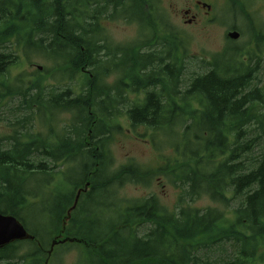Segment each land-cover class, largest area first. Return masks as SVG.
<instances>
[{
  "label": "trees",
  "instance_id": "16d2710c",
  "mask_svg": "<svg viewBox=\"0 0 264 264\" xmlns=\"http://www.w3.org/2000/svg\"><path fill=\"white\" fill-rule=\"evenodd\" d=\"M227 1L249 13L250 0ZM159 9V0H0V121L12 128L0 138V211L34 236L0 247V264H53L73 248L77 264H264V153L254 154L264 89L252 88L254 67L231 46L201 58L207 70L185 84V47L162 30ZM106 19L137 22L151 36L116 43ZM157 31L165 34L156 40ZM20 48L53 66L13 86L6 74ZM55 76L66 84H48ZM14 98L12 119L3 108ZM122 105L138 136L145 126L158 149L165 135L176 156L111 169ZM162 175L182 189L174 210L154 193L121 194ZM203 195L226 209L194 206Z\"/></svg>",
  "mask_w": 264,
  "mask_h": 264
},
{
  "label": "rangeland",
  "instance_id": "374dc122",
  "mask_svg": "<svg viewBox=\"0 0 264 264\" xmlns=\"http://www.w3.org/2000/svg\"><path fill=\"white\" fill-rule=\"evenodd\" d=\"M198 1L205 2L211 5L208 10L206 6H198ZM160 9L157 14L158 23L162 26V30L172 32L185 47L186 69L184 72V82L189 83V80L195 73H201L207 69L201 66V58L210 59L214 55L224 53L227 47H238L243 50L246 61H251L254 67L253 77L254 83L252 88L258 87L264 89V0H250L248 14L240 11L237 8H232L228 5L227 0H159ZM192 10L193 14H198L193 23H188L187 20L191 16H187L185 11ZM103 24L107 29V34L110 39L116 43L130 44L144 36H151V31L141 30L137 22H129L124 19L103 20ZM240 31L241 36L237 40H231L227 37V32L231 29ZM165 31H157L156 40L164 35ZM260 35V39L257 38ZM20 57L16 65H13L6 77L9 82L16 86L19 78H34L39 67L40 70L45 68L51 69L53 63L47 58L33 53L25 52L23 48L19 50ZM184 51V49H183ZM229 56L231 54L229 53ZM35 79V78H34ZM116 75L109 77L108 83H114ZM59 76L48 78V84L59 85L66 84V81L59 82ZM17 82V83H16ZM145 94H131L132 100L144 98ZM18 99H8L4 105V113L6 117L14 119L16 112V104ZM127 106H121L124 116L120 118L124 129L115 134L114 139L109 145L111 155L114 158L111 169H117L119 166L134 160L143 166L157 167L164 164L163 157H175L173 148L168 144V139L165 135L157 136L156 146L150 141L152 136L151 130H146L145 126H141L138 133L144 134L146 137L138 136L132 129L129 119L125 116ZM69 118L68 113H61L58 119ZM9 120L0 121V138L12 132V128L8 125ZM39 126L41 124L39 123ZM38 128V127H37ZM264 153V138L261 144L256 148L255 156H260ZM163 154L164 156H161ZM174 154V155H173ZM163 161V162H162ZM156 194L160 198L161 203L169 210H174L178 203L182 189L176 186L166 175L155 178L149 186L143 184L127 183L121 189V194L128 198H140L150 194ZM237 204L234 201L233 206ZM199 208L209 206L226 209L220 203L212 200L208 195H203L193 203ZM36 212L38 207L36 206ZM25 252V247L21 253ZM80 251L73 248L69 251L60 252L59 257L52 258L53 264H77ZM216 255H219L217 253Z\"/></svg>",
  "mask_w": 264,
  "mask_h": 264
},
{
  "label": "water",
  "instance_id": "95a60500",
  "mask_svg": "<svg viewBox=\"0 0 264 264\" xmlns=\"http://www.w3.org/2000/svg\"><path fill=\"white\" fill-rule=\"evenodd\" d=\"M228 36L232 39H238L240 33L237 30H232L228 32ZM28 238H33V236L16 216L0 211V247L16 240Z\"/></svg>",
  "mask_w": 264,
  "mask_h": 264
},
{
  "label": "flooded vegetation",
  "instance_id": "af4514ba",
  "mask_svg": "<svg viewBox=\"0 0 264 264\" xmlns=\"http://www.w3.org/2000/svg\"><path fill=\"white\" fill-rule=\"evenodd\" d=\"M200 5L204 6L203 4H200V3H199L198 6H200ZM208 10H210V9H208ZM186 15H187V16H191V17L188 18V20H187L188 23H193V21H195L196 18L198 17V14H197V13H196V14H193L191 9L189 10V13L186 14ZM2 50H3V49H2Z\"/></svg>",
  "mask_w": 264,
  "mask_h": 264
}]
</instances>
